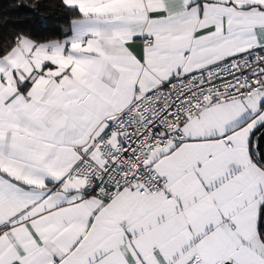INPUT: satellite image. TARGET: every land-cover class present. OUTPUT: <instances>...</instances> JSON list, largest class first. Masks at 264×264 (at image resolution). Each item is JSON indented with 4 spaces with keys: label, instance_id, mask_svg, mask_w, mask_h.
Returning <instances> with one entry per match:
<instances>
[{
    "label": "snow or ice",
    "instance_id": "snow-or-ice-1",
    "mask_svg": "<svg viewBox=\"0 0 264 264\" xmlns=\"http://www.w3.org/2000/svg\"><path fill=\"white\" fill-rule=\"evenodd\" d=\"M56 9L0 14V264H264V0Z\"/></svg>",
    "mask_w": 264,
    "mask_h": 264
},
{
    "label": "trees",
    "instance_id": "trees-1",
    "mask_svg": "<svg viewBox=\"0 0 264 264\" xmlns=\"http://www.w3.org/2000/svg\"><path fill=\"white\" fill-rule=\"evenodd\" d=\"M20 0H0V14H6L10 20L19 21L21 25H27L36 31L44 28L53 29L58 25V10L56 4L58 0H43L41 5L43 13L39 17L29 15L27 12L17 10L16 5ZM25 4H30V0H23Z\"/></svg>",
    "mask_w": 264,
    "mask_h": 264
}]
</instances>
